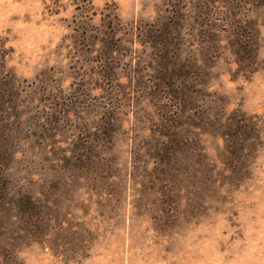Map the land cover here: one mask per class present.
<instances>
[{
	"label": "rangeland",
	"instance_id": "obj_1",
	"mask_svg": "<svg viewBox=\"0 0 264 264\" xmlns=\"http://www.w3.org/2000/svg\"><path fill=\"white\" fill-rule=\"evenodd\" d=\"M202 1L218 10L224 0ZM91 2L95 26L102 23L104 8L115 11L123 25L115 65L120 83H126L129 62L141 63L147 53L134 27L154 21L168 0ZM247 7L258 24L259 67L248 78L236 74L222 41L220 57L206 61L208 90L222 97L226 112L240 109L257 116L260 144L252 158L232 153L217 133L198 127L193 158L181 171L163 176L151 170V162L143 168L156 132L152 102L125 103L112 146L90 143L105 109L116 101L95 79L98 54L74 35V15H80L76 5L71 0H0V79L14 77L9 105L16 110L10 112L22 115L3 119L15 133L10 171L18 185L44 198L51 195L60 213L57 223L70 228L75 243L91 238L86 251L73 245L60 252L39 240H24L16 260L10 263L0 254V264H264V12ZM194 23L186 31L187 52L201 47ZM65 104L68 112H54ZM51 117L60 121L42 139L45 129L35 125L50 128ZM82 143L89 149H79Z\"/></svg>",
	"mask_w": 264,
	"mask_h": 264
},
{
	"label": "trees",
	"instance_id": "obj_2",
	"mask_svg": "<svg viewBox=\"0 0 264 264\" xmlns=\"http://www.w3.org/2000/svg\"><path fill=\"white\" fill-rule=\"evenodd\" d=\"M71 1L80 14L78 17L74 15V35L85 40L91 51L98 54L95 79L100 80L101 88L110 100L116 101L112 107L105 109L91 133L90 143L96 141L112 146L121 124L117 117L119 110L125 103L127 106L134 105V101L140 98L152 102L157 113L152 119L156 131L152 153L147 156L143 168H147L151 162V170L163 176L181 171L193 158L195 147L192 146V137L194 129L198 127L217 133L227 151L236 154L246 152L251 158L254 156L260 144L259 119L240 109L226 112V102L222 97L208 90L211 73L206 61L220 57L219 45L225 41L236 74L248 78L257 71L258 24L249 16L247 5H254L257 11L264 12V0L259 5H255L254 0H224L218 10H213L202 0H168L166 9L154 21L134 27L147 53L140 57L141 63L129 62L126 83H120L115 65L120 61L119 51L122 47L117 38L123 29L118 15L104 8L100 11L102 23L95 26L92 19L97 12L91 0ZM214 20L217 23L213 24ZM191 21L195 22L192 28L194 36H199L202 41L198 50L187 52L185 41L189 33L186 31ZM209 45L216 50L209 49ZM133 53H130L129 59L134 58ZM140 64L142 67H139ZM13 79H0V254L10 263L15 261L24 240H39L56 252L71 250L68 247L73 245L86 251L91 238L79 237L78 240H85V243H75L77 238L74 240L70 228L63 226V222L57 223L60 222L57 221V214L60 213L53 207L52 197L49 198L51 195L44 198V194L18 185L10 171L16 154L11 145L15 133L11 128L12 123L7 124L5 120L13 116L11 110H16L9 105L14 102L11 99L13 85L10 83ZM67 107L66 104L62 108L58 106L54 112H68ZM21 116L16 112L13 117L20 119ZM51 118L50 128L45 127L46 123L35 125L45 129L42 139L47 137L50 129L55 131L60 121ZM80 146L82 151L89 149L84 143ZM63 184L67 185L66 182ZM87 232L90 233L88 229Z\"/></svg>",
	"mask_w": 264,
	"mask_h": 264
}]
</instances>
